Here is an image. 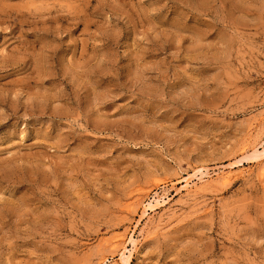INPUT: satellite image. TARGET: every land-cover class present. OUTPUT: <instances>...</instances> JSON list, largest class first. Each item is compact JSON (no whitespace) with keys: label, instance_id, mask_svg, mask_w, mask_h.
Wrapping results in <instances>:
<instances>
[{"label":"rangeland","instance_id":"rangeland-1","mask_svg":"<svg viewBox=\"0 0 264 264\" xmlns=\"http://www.w3.org/2000/svg\"><path fill=\"white\" fill-rule=\"evenodd\" d=\"M263 142L264 0H0V264H264Z\"/></svg>","mask_w":264,"mask_h":264},{"label":"bare ground","instance_id":"bare-ground-1","mask_svg":"<svg viewBox=\"0 0 264 264\" xmlns=\"http://www.w3.org/2000/svg\"><path fill=\"white\" fill-rule=\"evenodd\" d=\"M261 144V143H260ZM263 144V145H262ZM261 144V147H263V149H260L259 147H254V150H255V153H254V156H262V155H264V142ZM258 145V144H257ZM256 154V155H255ZM263 158H264V156H263ZM263 164V163H262ZM263 166V165H262ZM263 171H264V169H263ZM210 172L208 171V169L207 170H205V169H202V167H201V169H197V170H195V172H193V173H190V175L189 176H184L183 178H181V179H179L178 180V182L179 183H183V188L185 189V190H187V191H190V189L192 188V186H193V184H195V182L197 181V180H203L207 175H210L209 174ZM224 173V172H223ZM226 173H228V172H226ZM225 173V174H226ZM225 174H223V175H221V176H223L224 178H226V177H228L229 175H225ZM220 176V177H221ZM231 178V177H230ZM222 180V179H221ZM226 180H228V178L226 179ZM182 186V185H181ZM180 189V188H179ZM179 189H178V191H179ZM165 190V189H164ZM165 192H166V190H165ZM166 195V194H165ZM167 196V195H166ZM152 198V197H151ZM168 198V197H167ZM164 202H166V199H164V196L163 195H161V194H159V193H155V195L153 196V198L152 199H150L146 204H144L143 205V207H142V214H141V216L142 217H144V216H147L149 213H150V211H153L154 209H155V207L157 206V205H160V204H162V203H164ZM140 216V214H139V217H141ZM139 221V220H138ZM118 236V235H117ZM121 236V235H120ZM124 237V236H123ZM122 237V238H123ZM115 238H117V237H115ZM122 238H119V239H121L122 240ZM125 238V237H124ZM128 239H130V241L132 242L131 244H134L135 245V240H134V238H133V236L132 235H130V238H128ZM123 241V240H122ZM122 243V242H121ZM124 243H126L125 241H124ZM133 245V247H135ZM123 251H122V256H121V258H120V260L123 262V264H131V258H132V256H133V254H134V252L132 251V249H128L127 248V246L126 245H123ZM131 248V247H130ZM134 249V248H133ZM106 259V258H105ZM102 263H103V261H102Z\"/></svg>","mask_w":264,"mask_h":264}]
</instances>
